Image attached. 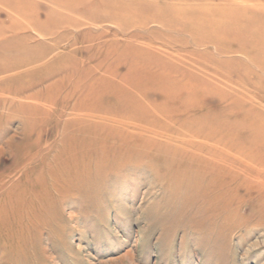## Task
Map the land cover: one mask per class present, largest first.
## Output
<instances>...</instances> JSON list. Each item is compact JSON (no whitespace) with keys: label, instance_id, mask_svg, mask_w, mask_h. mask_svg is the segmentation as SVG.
I'll list each match as a JSON object with an SVG mask.
<instances>
[{"label":"rangeland","instance_id":"obj_1","mask_svg":"<svg viewBox=\"0 0 264 264\" xmlns=\"http://www.w3.org/2000/svg\"><path fill=\"white\" fill-rule=\"evenodd\" d=\"M262 181L264 0H0V264H264Z\"/></svg>","mask_w":264,"mask_h":264},{"label":"bare ground","instance_id":"obj_2","mask_svg":"<svg viewBox=\"0 0 264 264\" xmlns=\"http://www.w3.org/2000/svg\"><path fill=\"white\" fill-rule=\"evenodd\" d=\"M98 116H100V115H98ZM98 116H96V117H98ZM94 157H95L94 154L88 153L85 156H82V155H79L78 152H76V151L71 153V154H68L67 158H70L69 160H71V162H73L72 166L69 167V170L72 172V175H73V173L74 174L75 173L76 174H83L84 172H89L91 169H96V168L100 169L103 166L104 167L106 166V164L103 163L105 161H103L101 159L100 160L103 162L97 161V162L93 163L92 159ZM60 159H61V157H60ZM95 161H96V159H95ZM82 163H83V166H82ZM258 180H260V179H258ZM56 183L57 182H55L53 185H51L49 187H44L40 191L37 190V192H36V190H35V192H36L35 194L37 195L36 199L38 201H34V202L29 201V203L25 202L26 207H27L26 210H29L32 213L35 211H38V210L41 212L48 211L49 207L43 205L40 202L41 201L40 198L45 197L47 195H50L51 194L50 189H54L56 191L58 190V192L60 191L61 193L66 194L72 188L75 189V187H78L72 181L70 183L60 184L59 186H55ZM263 185H264V182L262 181V185H260V188H259L260 191L263 188ZM259 203L263 206L264 200L263 201L260 200ZM20 204H22V201L20 202ZM20 204L18 206L14 205V204H10L9 206L4 205L1 207V209H2L1 212H3V213L7 212V211H16L17 217H11L12 219L11 218H6V219L0 218V235H2V236L4 235L9 241L10 240L11 241H17L19 244L21 242H23L25 239V235H24L25 231H24V225H23L24 221L27 220V221L31 222V221H34V219L36 218L35 215L29 216V217L26 216V213H24L25 211L23 212V214L18 215V211L21 210ZM210 211L212 212L213 210H210ZM253 211H255V210H253ZM250 220H249V217L242 216L238 221H235V228H240L242 226L245 227V229L248 227L250 228V226H252L251 228H253V227L258 228L261 226L264 228V217H260L256 220H251L252 222ZM14 222H17V223H14ZM221 222H222V224H219V225H223L224 227L227 226V222L225 221V219L223 221H220V223ZM258 229H256V230L258 231ZM3 242H5V241H3Z\"/></svg>","mask_w":264,"mask_h":264}]
</instances>
